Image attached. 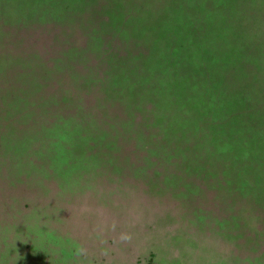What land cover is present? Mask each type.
<instances>
[{
  "label": "trees",
  "instance_id": "16d2710c",
  "mask_svg": "<svg viewBox=\"0 0 264 264\" xmlns=\"http://www.w3.org/2000/svg\"><path fill=\"white\" fill-rule=\"evenodd\" d=\"M252 1L0 0V219L48 224L40 210L98 179L190 200L221 188L259 209L264 12Z\"/></svg>",
  "mask_w": 264,
  "mask_h": 264
},
{
  "label": "rangeland",
  "instance_id": "374dc122",
  "mask_svg": "<svg viewBox=\"0 0 264 264\" xmlns=\"http://www.w3.org/2000/svg\"><path fill=\"white\" fill-rule=\"evenodd\" d=\"M251 3L264 12V0ZM96 182L99 189L40 210L48 224L0 219V264H264V198L255 209V196L236 205L221 188L193 201L179 191L138 190L143 182L126 192L111 190L110 179Z\"/></svg>",
  "mask_w": 264,
  "mask_h": 264
},
{
  "label": "clouds",
  "instance_id": "9594fccd",
  "mask_svg": "<svg viewBox=\"0 0 264 264\" xmlns=\"http://www.w3.org/2000/svg\"><path fill=\"white\" fill-rule=\"evenodd\" d=\"M124 239H128V237H124Z\"/></svg>",
  "mask_w": 264,
  "mask_h": 264
}]
</instances>
